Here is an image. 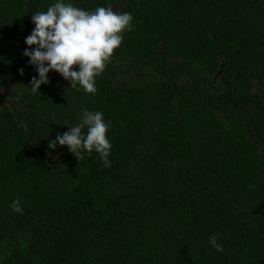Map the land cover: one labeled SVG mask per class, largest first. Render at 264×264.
<instances>
[{
	"label": "trees",
	"instance_id": "1",
	"mask_svg": "<svg viewBox=\"0 0 264 264\" xmlns=\"http://www.w3.org/2000/svg\"><path fill=\"white\" fill-rule=\"evenodd\" d=\"M55 2L0 0V264H264V0H70L132 30L96 94L54 70L33 93L8 67ZM84 107L110 167L49 147Z\"/></svg>",
	"mask_w": 264,
	"mask_h": 264
},
{
	"label": "clouds",
	"instance_id": "2",
	"mask_svg": "<svg viewBox=\"0 0 264 264\" xmlns=\"http://www.w3.org/2000/svg\"><path fill=\"white\" fill-rule=\"evenodd\" d=\"M134 17L130 12H117L112 7L98 6L94 11L77 7L65 0H56L47 11L32 15L35 27L25 38L23 55L35 66L38 76L30 81V90L39 93L42 84L49 83L48 73L58 72L70 87L77 91L96 94V77L105 69L114 51L124 40L123 33L132 30ZM34 46V47H31ZM77 66L74 68L73 66ZM23 74L24 69L19 70ZM79 123L69 126L63 134L57 133L49 147L67 145L77 159L93 151L99 154L105 167L111 166L109 156L113 147L107 133L111 127L100 111L81 109ZM87 128V132L84 129ZM12 210L23 213L19 199L12 201ZM210 244L223 252L216 235L209 237Z\"/></svg>",
	"mask_w": 264,
	"mask_h": 264
},
{
	"label": "rangeland",
	"instance_id": "3",
	"mask_svg": "<svg viewBox=\"0 0 264 264\" xmlns=\"http://www.w3.org/2000/svg\"><path fill=\"white\" fill-rule=\"evenodd\" d=\"M27 62H28V57H25V58H23V61L22 62H19L18 61L14 65L8 67V70L15 71L16 72L17 70H20L21 68H23L24 67V64L27 63Z\"/></svg>",
	"mask_w": 264,
	"mask_h": 264
}]
</instances>
